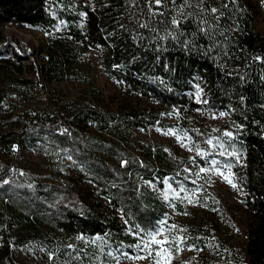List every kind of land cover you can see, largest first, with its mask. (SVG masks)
Returning a JSON list of instances; mask_svg holds the SVG:
<instances>
[{"label":"trees","instance_id":"16d2710c","mask_svg":"<svg viewBox=\"0 0 264 264\" xmlns=\"http://www.w3.org/2000/svg\"><path fill=\"white\" fill-rule=\"evenodd\" d=\"M192 2L87 0L81 7L73 0H0V23L26 24L46 36L40 61L14 65L16 77L0 63V264H23L14 259V246L31 251L32 264H104L110 249L130 240L126 224L148 231L165 216L166 203L150 182H186V159L153 144L141 155L131 151L135 129L173 124L151 107L123 101L111 107L85 69L91 49L123 92L182 112L197 106L187 94L199 82L210 106L228 112V143L244 155L239 184L250 215L238 255L228 256L264 264V35L243 0L204 2L201 10ZM58 19L64 33L54 31ZM24 68L48 83L83 81L87 101L62 98L49 109L18 110L16 101H28L32 90L20 77ZM180 127L207 147L208 132L194 119L181 117ZM30 149L72 175L15 163ZM188 231L197 240L196 229Z\"/></svg>","mask_w":264,"mask_h":264},{"label":"rangeland","instance_id":"374dc122","mask_svg":"<svg viewBox=\"0 0 264 264\" xmlns=\"http://www.w3.org/2000/svg\"><path fill=\"white\" fill-rule=\"evenodd\" d=\"M73 1L81 7L87 2V0ZM222 1L224 0H193L190 6L201 10L204 2L216 7ZM243 3L253 15L255 27L264 35V0H243ZM53 15L57 18L54 12ZM65 29V23L58 19L54 31L64 33ZM0 40V45L5 47L3 48L5 53L0 54V63L12 77H16L14 65L21 64L26 67L35 60L40 61V50L46 44L44 34L29 25L19 23H0ZM14 41L24 44L28 52L21 53ZM7 60L10 64H5L9 63ZM86 68L90 78L96 82L111 107H116L121 101L133 107H151L159 114L162 122L173 124L168 127L150 125L146 129H135L130 137L131 151L141 155L149 144H153L163 147L173 157L184 158L188 161L184 168L186 182L172 180L169 177L162 178L161 182H150L156 195L166 203L165 216L157 222L154 229L148 231L138 227L131 229L126 224L127 232L131 236L130 240L124 245L110 249V260L104 264H156L155 255L147 259L128 257L137 255L147 257L148 250L153 251L154 254L159 248L164 247L173 250L170 257L171 264H238L234 263L228 255L230 252L238 255V249L243 244L244 235L248 229L250 215L246 206L247 193L239 184L240 170L244 166V155L229 145L230 135H226V133L230 134L228 112L210 106L208 94L199 82H196L187 94L189 100L197 106L182 112L159 106L138 94L123 92L118 84L103 71L99 63V51L95 49L89 51V60L85 63ZM20 77H26L31 81L32 90L28 92V101H16L18 110L41 107L49 109V102L55 99L68 98L82 102L88 99L87 85L83 81L67 79L59 83H48L37 78L32 70L25 68ZM181 117L186 120L194 119L196 124L201 125L208 132L206 148L196 144L187 130L180 127ZM198 151L203 155H197ZM17 157L14 158L15 163L35 168L48 175L54 172L62 178L72 175L68 167H66L68 172H64L55 160H49L45 153L37 149L24 151ZM213 160L217 162L215 166L211 163ZM201 167L208 171L200 172ZM217 169L229 176L236 187L233 188L228 184L218 174ZM82 187L91 192L90 183L85 182ZM181 188L184 191H180ZM194 191L195 194H193ZM186 197L190 198L193 203L190 204ZM178 206L183 210H180ZM102 208L105 210L106 206L103 205ZM117 215L125 223L123 215L121 213ZM205 219H207L206 224L203 222ZM164 221L167 223H162ZM200 226L204 229L202 234L197 231V227ZM160 227L164 231L162 236H157V239L166 238L172 241L176 238H183L180 252L175 251V243L160 246L150 244L149 249L144 251L136 247L138 244L142 247L150 239L148 233ZM190 227L196 229L197 240L189 235ZM123 253H127L128 256L122 255ZM13 255L18 262L33 263V256L27 248L14 246ZM161 264H169V262L161 258Z\"/></svg>","mask_w":264,"mask_h":264},{"label":"snow or ice","instance_id":"6c2138e0","mask_svg":"<svg viewBox=\"0 0 264 264\" xmlns=\"http://www.w3.org/2000/svg\"><path fill=\"white\" fill-rule=\"evenodd\" d=\"M156 3L159 4L160 3V0H156ZM215 11V10H214ZM226 135H230L228 133H226ZM208 143H211V141H208ZM197 155H203V153L201 152H197ZM221 155H223V153H221ZM212 165H216L217 162L215 160L211 161ZM230 167V166H229ZM208 169H205L203 167L200 168V172H207ZM218 171V174L221 175L223 177V179L228 183L230 184L233 188L236 187V184L233 183L232 179L229 178V176L225 175L224 172L222 171H219V169H217ZM7 183V182H6ZM180 191H184L183 188L180 189ZM195 194V191L194 193ZM188 199V202L191 204L193 203V201L190 199V198H187ZM162 223H167L166 221L162 222ZM163 228L160 227V228H157L155 229L154 231L152 232H149L148 233V236L150 237V239L143 244V246L141 247L140 244H138L136 247L138 249H140L141 251H144L145 249H149V245L150 244H154V245H157V246H160V245H167V244H170V243H175L176 244V249L175 251L178 253L180 252L182 249L180 248V244L183 243V238H176L172 241H169L168 239H157V236H162L163 235ZM172 249L170 248H167V247H164V248H159L158 251H156L154 254H153V251L151 250H148V254H147V257H143V256H134V257H128L130 259H147V258H150V257H153V255H155L156 257V264H161V258L163 259H166L168 260L169 264H171V261H170V257L172 255ZM122 255L124 256H128L127 253H123Z\"/></svg>","mask_w":264,"mask_h":264}]
</instances>
